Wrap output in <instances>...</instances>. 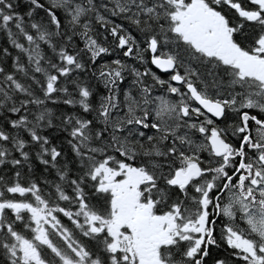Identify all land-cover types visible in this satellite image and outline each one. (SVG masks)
Segmentation results:
<instances>
[{"label": "snow or ice", "instance_id": "obj_1", "mask_svg": "<svg viewBox=\"0 0 264 264\" xmlns=\"http://www.w3.org/2000/svg\"><path fill=\"white\" fill-rule=\"evenodd\" d=\"M0 32V264H264V0H0Z\"/></svg>", "mask_w": 264, "mask_h": 264}, {"label": "trees", "instance_id": "obj_2", "mask_svg": "<svg viewBox=\"0 0 264 264\" xmlns=\"http://www.w3.org/2000/svg\"><path fill=\"white\" fill-rule=\"evenodd\" d=\"M25 9V0H21V11H23ZM3 46H7L9 47L10 51H13V54H14V50L11 48V45H9L7 43V37L5 34H3L2 32H0V47H3ZM151 68L152 66L149 65ZM153 71H155L153 68H152ZM33 164L35 166V169L37 171V173H39L41 170H42V166L39 164L38 161H33ZM213 254L215 255H224L225 253L223 252V249H215L213 250Z\"/></svg>", "mask_w": 264, "mask_h": 264}, {"label": "flooded vegetation", "instance_id": "obj_3", "mask_svg": "<svg viewBox=\"0 0 264 264\" xmlns=\"http://www.w3.org/2000/svg\"><path fill=\"white\" fill-rule=\"evenodd\" d=\"M160 74H162L161 76L162 77H164V74L162 73V72H160V71H158ZM213 250H215V249H213ZM217 250H219V249H217Z\"/></svg>", "mask_w": 264, "mask_h": 264}, {"label": "bare ground", "instance_id": "obj_4", "mask_svg": "<svg viewBox=\"0 0 264 264\" xmlns=\"http://www.w3.org/2000/svg\"><path fill=\"white\" fill-rule=\"evenodd\" d=\"M154 70H155V69H154ZM155 71H156V70H155ZM156 72H157L158 75H162V74H160L158 71H156ZM163 78H166V76H164Z\"/></svg>", "mask_w": 264, "mask_h": 264}, {"label": "water", "instance_id": "obj_5", "mask_svg": "<svg viewBox=\"0 0 264 264\" xmlns=\"http://www.w3.org/2000/svg\"><path fill=\"white\" fill-rule=\"evenodd\" d=\"M155 68V66H153ZM156 69V68H155ZM158 70V69H157ZM160 71V70H159Z\"/></svg>", "mask_w": 264, "mask_h": 264}]
</instances>
